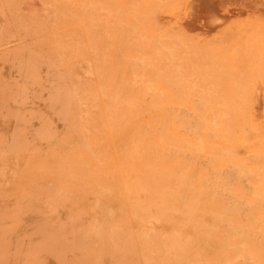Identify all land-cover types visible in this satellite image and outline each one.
<instances>
[{
	"label": "rangeland",
	"instance_id": "obj_1",
	"mask_svg": "<svg viewBox=\"0 0 264 264\" xmlns=\"http://www.w3.org/2000/svg\"><path fill=\"white\" fill-rule=\"evenodd\" d=\"M161 104L264 129V0H0V264H130L128 186L81 153L127 150Z\"/></svg>",
	"mask_w": 264,
	"mask_h": 264
},
{
	"label": "bare ground",
	"instance_id": "obj_2",
	"mask_svg": "<svg viewBox=\"0 0 264 264\" xmlns=\"http://www.w3.org/2000/svg\"><path fill=\"white\" fill-rule=\"evenodd\" d=\"M178 110L147 107L127 150L81 153V168L112 169L128 186L130 264H264V129L250 106H191L192 123ZM228 165L250 188H226Z\"/></svg>",
	"mask_w": 264,
	"mask_h": 264
}]
</instances>
